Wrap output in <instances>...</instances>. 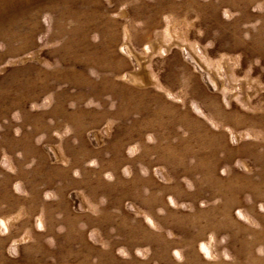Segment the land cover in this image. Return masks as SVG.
<instances>
[{"label":"rangeland","instance_id":"obj_1","mask_svg":"<svg viewBox=\"0 0 264 264\" xmlns=\"http://www.w3.org/2000/svg\"><path fill=\"white\" fill-rule=\"evenodd\" d=\"M0 264H264V0H0Z\"/></svg>","mask_w":264,"mask_h":264}]
</instances>
